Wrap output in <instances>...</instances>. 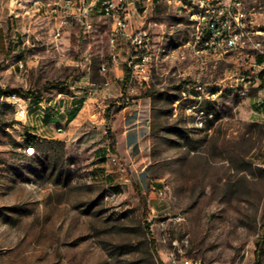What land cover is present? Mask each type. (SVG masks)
<instances>
[{
    "label": "rangeland",
    "instance_id": "374dc122",
    "mask_svg": "<svg viewBox=\"0 0 264 264\" xmlns=\"http://www.w3.org/2000/svg\"><path fill=\"white\" fill-rule=\"evenodd\" d=\"M32 1L24 12V0H14L0 27L3 88L40 96L65 90L55 84L67 86L83 55L92 59L94 82L117 79L116 69L98 72L100 62H109V27L101 18L92 17L89 32L75 28L55 39L51 19L32 13ZM245 6L264 8V0H245ZM138 8L153 55L146 82L130 83L134 92L110 98L104 108L87 106L85 121L63 135L50 126L53 120L30 117L23 126L0 106V264L254 263L264 221V109L255 108V92L244 99L221 92L195 108L194 93L184 92L191 83L226 87L220 80L236 59L247 58L206 60L200 71L189 46V2H140ZM126 56L121 43L124 73ZM125 96L140 99L141 153H110V120ZM32 139L42 144L26 155Z\"/></svg>",
    "mask_w": 264,
    "mask_h": 264
},
{
    "label": "built area",
    "instance_id": "2783aa9c",
    "mask_svg": "<svg viewBox=\"0 0 264 264\" xmlns=\"http://www.w3.org/2000/svg\"><path fill=\"white\" fill-rule=\"evenodd\" d=\"M190 4L193 39L189 44L191 50L200 58L199 70L204 71L206 60L213 62L228 61L245 55V62L235 60L234 69L221 82H228L225 87L219 83L206 85L191 83L185 86L184 92L191 93L196 106L202 101H214L218 94L232 93L240 99L249 97L255 92V106L264 105V27L260 28L258 16L264 19V8L246 7L245 0H187ZM151 3L152 0H34L32 13L44 12L52 21L53 36L59 39L65 33L79 28L82 32L93 30L92 17L97 15L108 25L107 48L109 62L102 61L98 66L99 74L109 70V65H120L118 56L120 44L127 48L124 68L128 72L127 91L131 94L134 88L131 82L143 84L153 55V37L141 23L138 3ZM98 12H95V11ZM260 59V61H259ZM19 73L23 63L16 62ZM75 71L65 90H56L48 96L23 97L15 92L1 93L0 106L8 107L15 121L24 126L28 118L36 122L63 118L66 120L69 110L76 104H84L95 97L102 83L94 82L92 59L89 55L81 56L75 63ZM0 87L2 85L0 84ZM4 89V88H3ZM183 92V94H184ZM128 100V99H127ZM264 118V117H263ZM42 127L40 129L43 130ZM30 130H33L31 125ZM36 131V130H35ZM58 135L65 134L63 126H56ZM40 136L39 131L32 132ZM44 137L47 138L46 135ZM26 155H33V145H26ZM112 160H115L112 158ZM181 264H217L206 263L199 259L184 258Z\"/></svg>",
    "mask_w": 264,
    "mask_h": 264
},
{
    "label": "crops",
    "instance_id": "0c3cea01",
    "mask_svg": "<svg viewBox=\"0 0 264 264\" xmlns=\"http://www.w3.org/2000/svg\"><path fill=\"white\" fill-rule=\"evenodd\" d=\"M14 0H0V27H3L5 23V19L9 16H11V4ZM27 0H24V12H28ZM31 7V4H30ZM110 70L116 69L117 74L115 75V78H117L119 81H122L124 76V70H122L121 66H112V68H109ZM116 80H108L104 83H102L100 89L97 91L95 97L87 100L83 106H81L80 110L77 112L76 116L69 120V117H66V120L63 118L54 119L53 122H49L50 126H63L66 132H71L75 130L76 127L81 125L85 121L84 111L87 106L96 104L98 108H104L107 106L106 101L109 100L112 97L116 96H122L124 93H126L127 88L123 89L122 86H120L117 83ZM134 92V91H133ZM129 94V93H127ZM124 101H122V107L118 108L116 112L113 114V119L110 120V126L111 129L114 131V139L112 141L111 145V151L110 153H141L142 152V131H139V128L141 126L140 114H139V108H140V99H129L127 96H125ZM128 99V100H127ZM116 104H119L121 102L115 101ZM124 103V104H123ZM113 103L111 102L110 105ZM80 105V104H76ZM72 107L68 115L72 110H74L76 107ZM129 108L132 111H128ZM255 108H257L255 106ZM261 110L264 109L262 106L260 108ZM126 113L128 115H126ZM131 115V117H129ZM261 116L264 117V114L261 113ZM133 120L134 127L128 128V126L125 125V120ZM76 120V121H75ZM101 121H103L101 119ZM47 123V125H49ZM48 138V137H47ZM53 138V137H50ZM109 150V149H106Z\"/></svg>",
    "mask_w": 264,
    "mask_h": 264
},
{
    "label": "trees",
    "instance_id": "16d2710c",
    "mask_svg": "<svg viewBox=\"0 0 264 264\" xmlns=\"http://www.w3.org/2000/svg\"><path fill=\"white\" fill-rule=\"evenodd\" d=\"M158 1L159 0H152V2H154V3H157ZM0 37H1V33H0ZM259 61H260V59H259ZM127 83H128V72L125 69V73H124V76H123V79H122V88L123 89H125L127 87ZM55 85L61 86V87H63V88L66 89L65 81L57 82ZM5 92H8V93L15 92V93H17V94H19L21 96H24V97H28V96H33V97L34 96H40L36 90H33V91H22L19 88H11V89H5L4 88L3 89V88L0 87V94L1 93H5ZM77 106H79V105H76L75 106L76 108L70 112L69 120H72L76 116V114L78 112V108H79ZM28 144L33 145L34 148H35V152H36V150H38V146L40 144H42V143L41 142H38V141H34L32 139L31 141H28L26 145H28ZM115 190H117V188H115ZM263 236H264V221H263V228H262L261 234H260V240H258L255 243V246H256L255 251H254V253H255V260H254V263L253 264H259V262H260V256H261V254L263 252V244H264V239H263L264 237Z\"/></svg>",
    "mask_w": 264,
    "mask_h": 264
}]
</instances>
